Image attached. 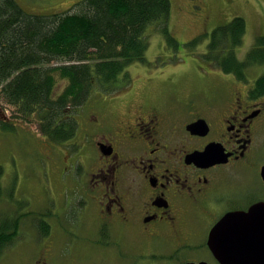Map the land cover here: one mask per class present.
I'll use <instances>...</instances> for the list:
<instances>
[{"label": "flooded vegetation", "instance_id": "obj_1", "mask_svg": "<svg viewBox=\"0 0 264 264\" xmlns=\"http://www.w3.org/2000/svg\"><path fill=\"white\" fill-rule=\"evenodd\" d=\"M231 77L229 89L205 96L198 110L157 106L131 82L95 91L85 110L69 111L79 135L46 139L57 145L60 160L50 159L62 182L73 191L81 185L77 147L91 142L95 157L86 162L82 199L64 208L76 217L36 225L42 241L31 264H223L222 256L252 264L250 254L264 253V93ZM196 121L201 127L191 132ZM230 213L237 215L227 222ZM58 232L66 247L90 248L54 255L50 237Z\"/></svg>", "mask_w": 264, "mask_h": 264}, {"label": "trees", "instance_id": "obj_2", "mask_svg": "<svg viewBox=\"0 0 264 264\" xmlns=\"http://www.w3.org/2000/svg\"><path fill=\"white\" fill-rule=\"evenodd\" d=\"M171 9V0H80L68 11L32 15L16 0H0V106L14 108L11 120L0 121L3 128L18 121L55 144L71 140L78 122L67 113L85 110L95 91L128 87L127 67L144 62L151 36L158 33L174 50L184 46L169 29ZM245 32L238 16L216 27L202 60L246 83L249 68L264 66V35L240 61L235 50ZM61 80L66 85L57 93ZM252 89L264 93V71ZM2 174L0 166V198ZM17 228L18 219L0 225V254Z\"/></svg>", "mask_w": 264, "mask_h": 264}, {"label": "rangeland", "instance_id": "obj_3", "mask_svg": "<svg viewBox=\"0 0 264 264\" xmlns=\"http://www.w3.org/2000/svg\"><path fill=\"white\" fill-rule=\"evenodd\" d=\"M16 1L26 13L49 15L68 11L80 0ZM171 4L169 29L184 46L174 50L156 33L148 39L144 62L131 64L127 71L134 87L143 88L145 93L153 96V104L169 109L188 104L199 108L205 96L229 89L231 85L228 80L232 78L230 75L221 73L202 60L210 34L236 16L243 18L246 32L242 44L235 50L237 58L243 61L257 37L264 35V0H171ZM192 5L202 7V12L197 14ZM204 17L206 22L202 20ZM194 40L195 44H190ZM263 71L264 66L249 68L246 85H251ZM65 85V81L60 82L56 92L62 91ZM13 112L12 106L1 105L0 121L11 117ZM13 125L11 129H6L0 123L1 185L4 191L0 198V225L20 219L19 234L0 254V264H31L39 254L42 241L36 225L44 228L42 221H48L53 227H58L61 221L76 217L74 210L69 209L67 213L64 208L82 199L77 192L83 190L82 184L89 170L86 162L94 160L95 152L90 142L77 147L72 154L75 165L80 164L78 167H81V185L78 187L77 176L75 184L78 191H73L74 187L62 182L61 172L57 171L55 160L60 157L57 145L43 138L34 125L16 122ZM78 135L79 132L76 137ZM81 137L89 141L83 134ZM52 155L55 160L50 159ZM86 222L91 220L86 218ZM50 238L54 255H58L63 248L64 252L69 249L72 253L76 250L86 253L90 248L83 244L66 247L68 237L62 232L53 233Z\"/></svg>", "mask_w": 264, "mask_h": 264}, {"label": "water", "instance_id": "obj_4", "mask_svg": "<svg viewBox=\"0 0 264 264\" xmlns=\"http://www.w3.org/2000/svg\"><path fill=\"white\" fill-rule=\"evenodd\" d=\"M201 124H202L201 121H196L195 123L190 124L187 127V129L190 130L191 132H196L201 127ZM190 160L197 162L199 160V154L195 153V154L191 155ZM262 174L264 176V167L262 170ZM236 215H237L236 213H230V214L226 215L224 220L227 222H230ZM249 215L251 216L252 213H249ZM218 257L220 258V256H218ZM249 257L251 259L252 264H264V253L262 250L250 254ZM221 258H222L221 261L223 264H231L230 256L225 257V258L222 256Z\"/></svg>", "mask_w": 264, "mask_h": 264}]
</instances>
